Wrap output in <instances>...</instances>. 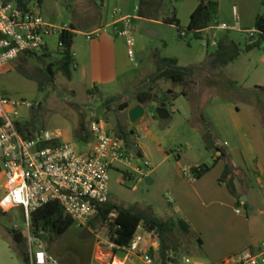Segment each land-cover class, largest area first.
<instances>
[{
	"label": "rangeland",
	"instance_id": "obj_1",
	"mask_svg": "<svg viewBox=\"0 0 264 264\" xmlns=\"http://www.w3.org/2000/svg\"><path fill=\"white\" fill-rule=\"evenodd\" d=\"M37 1L32 0L33 3ZM214 1L219 4V16L223 10V15L219 17L220 23H227L233 27V17L238 14L237 4L241 13H244V0ZM90 3L92 0H44L41 5L44 17L50 22L57 25L73 22L77 26L74 43L76 56L71 65V78L63 71H58L56 87L48 86L45 91L41 90L37 81L26 78L19 70L23 65L33 70L37 64L35 57H26L25 60L19 58L0 70L2 94L41 103L39 107L33 109L18 107L15 114L21 123L35 120L34 126L31 127L33 131L59 130L63 133L64 140L75 142L80 146L84 144L78 139L77 130L82 122V113L86 115L89 130L93 118L97 116H103L109 126H112L114 114L102 108L105 98L122 93L124 101L132 100L137 85L157 71L161 59L177 58L181 66H200L207 61L208 55L216 50V45L212 43L204 45V39L210 40L211 36L206 34L202 37H196L194 34L181 36L182 32L188 30L198 0H167V6L163 10L164 15L175 14L181 29L176 24L165 22L164 15L158 20L141 18L136 11L140 6V0H109L105 8L102 4L94 7ZM116 8H121L125 14H128L126 12L129 8L130 14L138 16L134 28L135 61L129 57L126 39L116 36L113 28L108 25L114 21ZM98 30L100 34L90 35ZM214 31L220 36L229 34L241 49H245L248 34L244 30L216 28ZM220 36L216 38L217 41ZM55 38L58 39L59 34H56ZM55 38L47 39L50 51H55L57 48ZM46 60L55 63L60 61L57 55ZM56 68L58 69V66ZM126 68L129 72L136 70L137 78L128 84H117L118 79L124 76L122 70ZM258 87L264 88V49L242 50L235 61L223 68L211 71L199 69L197 84L194 88L187 89L189 97L182 95L173 101L175 111L171 112L169 119H161L159 115L158 118H153L152 113H156L155 108L158 107L159 102H156V105L154 103L145 106L148 116L143 121L131 123L126 117L131 141L134 144L139 143L152 163L154 172L151 176L154 182L149 183L146 179L141 181L126 179L124 172L128 168L120 164L118 169L110 171V200L126 207L150 206L157 215L165 217L167 210L173 207L174 199L170 188L178 180L179 175L181 177L186 174L192 175L190 166L198 163L213 165L215 159L212 158L210 145L226 142V147L229 149L238 147L237 152L242 153L243 158L240 160L236 156L237 163L248 166L255 189L263 192L264 189L256 181L259 178L256 175L255 163L260 156L258 158L249 152L247 144L249 138L260 148L255 126L260 130L264 144V91L259 90ZM184 88L163 81L155 93L160 90L182 91ZM199 113L204 115L208 123L206 126ZM235 115L240 116L241 124L235 121ZM163 123L165 126L162 125ZM196 128L199 129L197 132ZM207 132H210L209 137ZM243 159L246 163L242 161ZM232 161L236 166L233 158ZM0 163L2 164L1 159ZM225 167L226 161L222 159L217 165L214 164L211 176L218 174V178L221 179ZM5 181L6 174L1 165L0 198L6 193ZM238 186L240 188L239 184ZM242 190L244 191L242 196H247V192L252 191L253 186L250 183L245 187L242 186ZM248 204L241 203L238 207L247 206L256 226L259 216ZM3 212L5 214L0 215V264H27L12 232L18 229L26 234L23 211L21 208H13L9 211L3 209ZM227 216L232 220L233 225L236 224L235 220L241 222L238 214L230 212ZM95 233L101 237L110 235L109 228L101 223H96L94 227L76 222L63 236L49 245V251L59 261L60 258L67 261L70 259V262L64 264H92L96 254ZM177 236L182 254L178 264H207L206 249L196 236L180 228L177 229ZM199 236L201 238V234ZM204 238H207L206 234ZM257 242L264 243V238L257 236ZM23 248L28 250L27 242ZM118 257L124 260L126 253L119 251ZM186 258H190L191 261L187 262ZM125 264L147 263L134 254L126 259Z\"/></svg>",
	"mask_w": 264,
	"mask_h": 264
},
{
	"label": "built area",
	"instance_id": "obj_2",
	"mask_svg": "<svg viewBox=\"0 0 264 264\" xmlns=\"http://www.w3.org/2000/svg\"><path fill=\"white\" fill-rule=\"evenodd\" d=\"M108 0H99L106 6ZM139 12V8L136 9ZM114 33L124 37L128 54L136 60V39L134 36L136 15L125 14L121 8L114 11ZM220 29H234L227 23H218ZM70 28L69 24L48 22L41 10V2H31L21 8L16 0H0V70L22 55L32 53H54L62 48L61 34ZM56 34L59 38L56 39ZM100 34V30L90 34ZM187 36L186 31L181 33ZM55 38L57 48L50 51L48 38ZM204 45L209 39H204ZM217 45V40L211 41ZM75 58L76 53L73 51ZM41 103L25 98H14L0 92V159L6 174L5 196L0 198V208L5 211L21 208L25 217L26 241L29 264H61L59 259L47 249L44 239L35 235L31 228L32 213L40 207L58 202L75 223L88 225L97 212L98 203L110 200L111 169L125 165L124 176L129 180H145L154 168L148 157L143 155L138 143L132 146L109 128L103 116L93 118L90 132L93 140L86 148L63 139L59 130L42 129L25 136L17 125L18 107L36 108ZM221 145H227V142ZM192 178L193 175L191 176ZM242 211L238 208V212ZM117 211L111 215L116 217ZM147 229L141 223L128 246H120L110 235L99 237L101 249L123 251L128 258L137 255L147 264H154L150 250L142 248ZM155 237V233H149ZM158 240V239H156ZM170 260V264H178ZM190 262V258H186ZM221 264H264V243L258 251L248 250L230 256Z\"/></svg>",
	"mask_w": 264,
	"mask_h": 264
},
{
	"label": "trees",
	"instance_id": "obj_3",
	"mask_svg": "<svg viewBox=\"0 0 264 264\" xmlns=\"http://www.w3.org/2000/svg\"><path fill=\"white\" fill-rule=\"evenodd\" d=\"M40 1V0H39ZM21 8H26L32 0H16ZM167 6V0H140L139 16L147 19H159L165 12L163 10ZM219 4L214 0H200L196 10L193 12L188 30V34H194L196 37H202L203 32L214 26L217 21ZM164 21L170 24H176L181 29L180 22L177 16L164 15ZM181 33V32H180ZM181 36H183L181 34ZM75 27L70 25V28L61 34L62 48H58L55 54L63 63L72 65L74 60L73 45L75 43ZM264 49V14H259L257 17L256 30L248 33V42L245 49L230 38L229 34L221 35L217 41L216 50L208 55L207 61L200 66L189 65L181 66L177 58H164L159 60L158 68L155 73L137 85L136 92L133 93V99L124 101L122 93L109 96L104 99L102 108L107 112L114 114L113 125L117 135L126 140L131 146L134 144L130 139V131L126 125L125 112L131 107L133 100L144 104L153 105L156 102L172 103L180 96H188V90L194 88L197 84V71L216 70L227 66L235 61L242 50L251 51L254 49ZM54 53H32L22 55L20 60H25L26 57H35L37 64L33 70L23 65L19 67L22 74L28 79L35 80L39 84L41 90H46L48 86L56 87V77L58 71H63L61 65H57L54 61L47 62V58L53 57ZM58 66V69L56 68ZM163 81L171 82L176 86H184L185 88L176 92L168 90L155 93L159 84ZM189 87V88H188ZM264 91V88L258 87ZM159 104V105H160ZM158 118V114L154 113ZM206 120V119H205ZM35 120L21 123L17 121L19 130L25 136L31 135V127L34 126ZM131 133H133L131 131ZM210 132H207V137ZM77 137L86 144L91 140V133L86 124V115L82 113V122L77 130ZM218 151H223V154L215 160L214 164L220 159H225L226 167L221 182H226L233 195L238 198V204L242 203V195L236 191V182H239L241 173L239 169L233 165L232 156L230 153L219 146ZM213 165L207 163H198L192 168L194 178H201L209 172ZM117 211L116 217L111 220V215ZM5 214L0 208V215ZM96 223H101L109 228L111 239L120 246H128L132 237L137 231L138 226L143 223L148 233H155L152 237V242L156 239L160 240L158 250L150 248V253L154 258L155 263L170 264V260L177 261L181 254V244L178 240L177 229L180 228L186 233L191 232V225L182 217L163 218L157 215L154 209L150 206L145 208L126 207L112 200L98 203L97 212L90 221L89 225L96 226ZM75 224L74 219L68 216L64 208L58 202H50L32 213L31 228L35 235L45 240L47 249H50V244L63 236ZM14 239L20 247V253L24 260L29 264L28 250L23 248L26 244V236L18 229L13 231ZM201 243V239H199ZM154 263V264H155Z\"/></svg>",
	"mask_w": 264,
	"mask_h": 264
},
{
	"label": "crops",
	"instance_id": "obj_4",
	"mask_svg": "<svg viewBox=\"0 0 264 264\" xmlns=\"http://www.w3.org/2000/svg\"><path fill=\"white\" fill-rule=\"evenodd\" d=\"M41 5L43 4L44 0H40ZM109 0L107 1L108 4ZM200 0H198V5ZM243 3V2H242ZM91 6H96L101 4L99 0H92ZM196 6V8L198 7ZM244 13H241V9L238 6V14H235L233 17V30H244L247 34L249 32H253L256 30V23L258 15L263 11L264 12V0H244ZM104 8L107 7L102 5ZM222 5L220 4V7ZM131 10H127L126 13L130 14ZM223 12V10H222ZM221 12V16L223 15ZM217 16V21L214 26L206 29L203 34H206L210 37V43L213 39L218 38L216 32L214 31L217 27L216 25L220 23L219 17ZM142 18V17H141ZM46 19V18H45ZM147 19V18H144ZM47 20V19H46ZM50 22L49 20H47ZM52 23V22H50ZM54 24V23H53ZM75 27V32L77 33V26L75 23L71 22L68 23ZM114 21L108 24L111 28H113L114 33ZM152 33L154 31H151ZM115 34V33H114ZM213 45V44H212ZM73 50L76 53L75 44L73 45ZM134 71V72H133ZM129 72V70L123 69L122 73L124 76L119 78L117 84H128L131 83L135 78H137L138 73L136 70ZM99 90V89H98ZM172 91V90H171ZM169 91V92H171ZM176 92H180L175 90ZM190 95V94H189ZM186 96V97H189ZM139 104V102L134 101L131 107L125 112L127 117V121L129 120V110ZM156 105V103H155ZM161 105V104H160ZM160 105H157L160 107ZM146 106V105H145ZM157 107V108H158ZM155 108V110L157 109ZM168 113L164 114V117H160L161 119L167 120L171 117V112L175 111V106L172 103H167ZM249 109V108H248ZM247 109V111H248ZM250 113V111H248ZM157 113V112H156ZM200 114V113H199ZM153 118H155L154 112L152 113ZM148 116L147 112L144 118L140 121H143ZM200 118L204 121V125L206 126L208 123L205 120L204 115L200 114ZM239 115H235V121L241 124V120L239 119ZM17 121L19 119L17 118ZM20 122V121H19ZM163 126L164 123L162 124ZM239 125V124H237ZM148 126V125H146ZM109 128L114 130V125L109 126ZM255 133L257 132L258 143L260 148L255 146L249 138H247L248 145H249V152L257 157L260 156L259 160H256L255 168H256V175L259 180H256L257 183L260 184L261 188L264 189V144L263 139L260 134V130L258 127H254ZM199 129L196 128L195 131L197 132ZM90 131V130H89ZM33 129H31V134L33 133ZM91 133V132H90ZM64 137V136H63ZM93 140V135L91 133V140ZM89 141V142H90ZM88 142V143H89ZM80 146L81 148H86L87 144ZM220 144H212L210 145V149L212 151V158L217 160L218 159V150ZM226 152L230 153L235 164L241 173V178L239 182H236V191L237 193L243 195L242 186L245 187L251 183L253 186L252 191L247 192V201H243V203H249L254 210L258 214V223L254 224L250 213L245 206L242 211L238 212V198L232 194L226 182H221L218 178L219 175L211 176L212 169L203 175L201 178H192V175H184L181 177L179 175L178 180L172 184L170 191L172 193L174 203L173 207L167 210V215L163 218L169 217H182L186 221H188L191 225V232L189 234L196 236L201 240V245H203L206 249V263L207 264H221L223 261L228 259L230 256L242 253L248 250L258 251L262 243L257 242V236H262L264 238V191H258L255 189L254 183L252 182V173L246 164H238L237 157L240 160L243 158L242 153H238V147H233L229 149L226 145H221ZM138 147L140 152L147 157V153L144 149L139 145ZM180 157V156H179ZM259 158V157H258ZM222 159L218 160L221 161ZM244 163L245 160H242ZM215 165H217V163ZM0 163V168H1ZM196 166V165H195ZM194 166H190L193 168ZM149 183L154 182V178L150 175L146 179ZM6 182V181H5ZM240 185V188L238 186ZM244 197V196H243ZM242 197V198H243ZM248 204V205H249ZM247 205V204H246ZM234 213L240 215V221L235 220L236 224H232V220H230L227 216L228 213ZM241 223V225H239ZM244 231V232H243ZM95 232V231H94ZM97 236V243L95 245L96 254L94 257V262L92 264H125L127 257L124 260H121L118 257L119 251H113L111 249H101L99 246L98 240L100 235L95 233ZM201 234V238L200 235ZM207 235V238H204V235ZM153 247L154 249L158 250L160 247V240H155L152 242V236L147 233L145 236V241L143 242L142 248L145 250H150ZM61 264L65 262H70V259L67 261L66 259L60 258Z\"/></svg>",
	"mask_w": 264,
	"mask_h": 264
},
{
	"label": "water",
	"instance_id": "obj_5",
	"mask_svg": "<svg viewBox=\"0 0 264 264\" xmlns=\"http://www.w3.org/2000/svg\"><path fill=\"white\" fill-rule=\"evenodd\" d=\"M57 65H61V68L63 70V72L69 77L71 78L72 77V74H71V65L69 63H63L62 61H57ZM167 107V103L166 102H163L161 103L160 107H158L156 109V112L157 114L160 116V117H164V114L168 113V109L166 108ZM129 119H130V122L131 123H137L139 122L142 118L145 117L146 115V108H145V105L144 104H137L136 106L132 107L130 110H129ZM223 154V151H218V156H221ZM243 201H247V197L244 196L242 198Z\"/></svg>",
	"mask_w": 264,
	"mask_h": 264
}]
</instances>
